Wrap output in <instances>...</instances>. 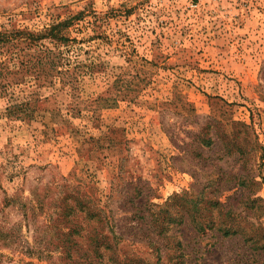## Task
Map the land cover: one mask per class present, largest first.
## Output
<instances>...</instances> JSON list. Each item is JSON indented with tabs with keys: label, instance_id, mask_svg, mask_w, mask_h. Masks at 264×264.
Returning a JSON list of instances; mask_svg holds the SVG:
<instances>
[{
	"label": "rangeland",
	"instance_id": "obj_1",
	"mask_svg": "<svg viewBox=\"0 0 264 264\" xmlns=\"http://www.w3.org/2000/svg\"><path fill=\"white\" fill-rule=\"evenodd\" d=\"M74 17L75 41L63 48L71 89L32 76L18 82L12 69L0 79V264H83L92 249L86 231H62L63 182L109 215L108 225L84 214L74 225L104 230L118 264H262V252L243 238L194 232L187 216L200 165L175 143L182 147L194 121L250 126L263 199L253 222L264 228V0H0V32ZM226 161L227 171L238 168ZM198 174V192H215L216 175ZM136 179L151 186L155 205L143 203L138 218L123 212ZM221 197L238 204L240 194ZM176 242L191 259L177 257Z\"/></svg>",
	"mask_w": 264,
	"mask_h": 264
},
{
	"label": "trees",
	"instance_id": "obj_2",
	"mask_svg": "<svg viewBox=\"0 0 264 264\" xmlns=\"http://www.w3.org/2000/svg\"><path fill=\"white\" fill-rule=\"evenodd\" d=\"M77 18L52 24L40 31L29 29L1 31L0 51L8 57L0 59V79H4L13 70L12 72L18 82L32 76L35 80H44L49 84L59 81L64 87L71 89L74 85V79L71 78L70 80L73 71L66 64L63 48L69 47L75 41L69 35V28ZM14 59L18 63L14 64V68H11ZM67 77L69 80L65 82ZM194 124V128L187 130L185 139L181 140L182 147L176 143L175 147L179 150H186L192 160H198L199 170L202 174L216 175L215 185H217L215 192H207V195L199 193V170L193 173L196 183L192 186L191 195H194L196 202L194 214L187 217L194 232L200 236H206L207 233L211 232L214 236L222 239L243 238L262 252V264H264V228L259 226L257 230V223L253 222L254 219L257 220V203L263 202L262 198H257V187H260L261 183L257 184V177L253 169L255 151L257 150V136L253 129L245 123L232 121L229 126L223 125V121H219L216 117L204 124L197 121H194ZM214 150L218 151L210 153ZM227 158L234 159L238 165V168L233 172L227 171L224 166L220 165L221 161L226 164ZM215 160L219 161L216 165L213 164ZM262 180V185H264V178ZM137 181L141 182L140 179ZM140 182L129 184L131 187L135 186L134 200L140 199V201L134 203V200L129 199L128 202L131 203V206L123 211L134 214V218H138V214L144 211L142 210L143 203L151 208L155 206L150 203L154 197L153 189L146 183L141 182V184ZM60 188L62 189L61 203L63 206L58 210L60 214L62 213L63 219L68 222V226L62 227V231L68 229L69 237L86 231L82 237L90 241L91 244L92 249L84 250L80 256V258H84L83 264H118L115 259L119 254L117 245L108 242V236L104 230L101 232L96 227L91 230L82 228L81 231L74 225L80 214H84L83 219L85 218L88 222L97 221L96 223L100 226L110 224L111 219L101 204L94 202L96 206H93V200L86 192L80 190L79 187L71 186L68 182H63ZM234 190L240 194V204L232 203L230 201L232 197H228L224 202L221 196ZM157 216L152 213L151 217L154 223L151 225H157L155 224V217ZM181 217L179 223L185 224L186 217L183 215ZM172 221L170 220V222ZM141 222H147L142 218L137 220L136 225L142 231L143 224ZM87 226H91V224ZM167 229L170 228L167 226L163 231L166 232ZM175 244L181 251L177 255L178 258L188 257L191 259L192 255L195 254L182 243L176 242ZM75 245L77 244L75 243ZM176 246L171 250L176 251ZM176 264L189 263L182 261Z\"/></svg>",
	"mask_w": 264,
	"mask_h": 264
}]
</instances>
